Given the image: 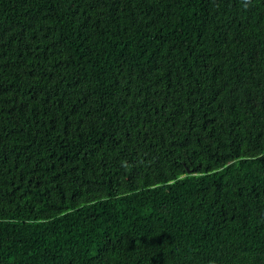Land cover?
<instances>
[{"label":"trees","instance_id":"16d2710c","mask_svg":"<svg viewBox=\"0 0 264 264\" xmlns=\"http://www.w3.org/2000/svg\"><path fill=\"white\" fill-rule=\"evenodd\" d=\"M0 264H264V0H0Z\"/></svg>","mask_w":264,"mask_h":264}]
</instances>
